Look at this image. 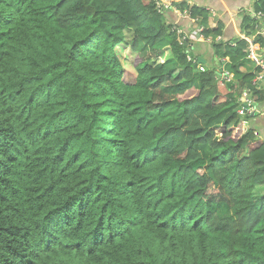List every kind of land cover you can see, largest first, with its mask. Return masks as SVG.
Segmentation results:
<instances>
[{
    "label": "trees",
    "instance_id": "16d2710c",
    "mask_svg": "<svg viewBox=\"0 0 264 264\" xmlns=\"http://www.w3.org/2000/svg\"><path fill=\"white\" fill-rule=\"evenodd\" d=\"M181 25L156 0H0V264H264V116L239 112L241 89L264 111L261 67L196 70ZM246 38L208 45L238 73Z\"/></svg>",
    "mask_w": 264,
    "mask_h": 264
},
{
    "label": "built area",
    "instance_id": "2783aa9c",
    "mask_svg": "<svg viewBox=\"0 0 264 264\" xmlns=\"http://www.w3.org/2000/svg\"><path fill=\"white\" fill-rule=\"evenodd\" d=\"M181 1H184V0H156V3L162 12L172 11V12H175L176 14H178L180 16H189V15H183V14L187 13L186 10L182 11L178 8L177 3L181 2ZM186 1L190 2L189 0H186ZM254 16L262 17V16H264V14L262 12H258V13H254ZM203 30H204V28L202 27V25H198V26H196V29H194L187 37H189L192 40L204 41V42H209V43L213 42V41H220L222 39V36H220V35L216 36L215 38H212L211 36H205L203 34ZM257 34H261L262 36H264V24H263V27L255 35H257ZM242 37L246 38L243 35H242ZM185 38H186V36L183 37V39H185ZM247 40L249 42L248 59L250 61H253L256 63V68L261 67V71L258 73L255 81H262V80H264V56L259 53L261 50L259 48V44L254 41V36L248 38ZM231 45L233 47H236L237 44L233 43ZM228 63H230V61L227 58H223L222 59V69H220L218 72L222 82H226L227 84L231 83L235 79L234 75L231 73L229 68L225 67ZM200 69L205 70V67L200 66ZM249 95L250 94H248L247 91H243L241 99L244 102V104H247L250 107L249 112H253L255 107H254V103L251 100V97ZM244 104L239 109V112L241 114H245ZM245 124H246V122H245Z\"/></svg>",
    "mask_w": 264,
    "mask_h": 264
},
{
    "label": "crops",
    "instance_id": "0c3cea01",
    "mask_svg": "<svg viewBox=\"0 0 264 264\" xmlns=\"http://www.w3.org/2000/svg\"><path fill=\"white\" fill-rule=\"evenodd\" d=\"M193 4L203 6L211 12L210 25L216 27L219 23L223 25V35L226 38H236L241 36V28L238 20L241 21L240 10L244 9L249 0H189ZM246 7L245 9H248ZM171 22L175 24H182L181 27L185 28V24H189V28H194V23L188 16L176 15L175 12H168ZM169 20V19H168ZM192 25V26H191ZM204 51L209 55V58H214L209 48L204 47Z\"/></svg>",
    "mask_w": 264,
    "mask_h": 264
},
{
    "label": "rangeland",
    "instance_id": "374dc122",
    "mask_svg": "<svg viewBox=\"0 0 264 264\" xmlns=\"http://www.w3.org/2000/svg\"><path fill=\"white\" fill-rule=\"evenodd\" d=\"M255 2L256 0H249V2L245 5L244 9L246 7L249 6V9H250V13L252 12V10L254 9V5H255ZM211 12H210V17L208 16V18L206 19V22L207 23H210V19H211ZM249 19H252L253 21V18L252 17H249ZM252 29V28H251ZM182 34H179L178 33V37H181ZM128 40L130 41V38H131V34H128ZM235 39V38H234ZM170 40H172V38L170 37L169 38V42L167 44H170ZM233 43H236L235 41H233ZM232 43V44H233ZM204 46H206L207 48H209V45L208 44H204ZM124 52H123V58H125V69H126V80L127 81H135V77H134V74H135V67H134V55L131 56V49L130 48H124ZM123 51V50H122ZM164 58H160L159 57V60L160 62H164L167 58H166V55L163 56ZM204 58H206L208 60V62L206 63V65L210 68L212 65H213V62L212 60L209 58V55L204 53ZM223 59V58H222ZM221 59V60H222ZM226 68H229V70L231 71V73L234 75L235 78H238L241 76L242 73L246 72V73H250L252 72L253 70H255L256 68V63L253 62V61H242L241 64H240V67H239V72H234V68L233 66L231 65V63H228L226 66ZM219 82H222L221 78H219ZM243 90H239V93L242 92ZM250 123L252 124L253 123V120L250 121Z\"/></svg>",
    "mask_w": 264,
    "mask_h": 264
},
{
    "label": "clouds",
    "instance_id": "9594fccd",
    "mask_svg": "<svg viewBox=\"0 0 264 264\" xmlns=\"http://www.w3.org/2000/svg\"><path fill=\"white\" fill-rule=\"evenodd\" d=\"M258 0H256V2H257ZM255 2V3H256ZM189 3H191V1L189 2ZM207 9V8H206ZM208 11H210L209 9H207ZM250 11V9L248 8V9H241L240 10V13H241V21H242V18H243V15L245 14V13H247V14H250L251 16H253L254 18H256L261 24H260V26H262L263 24H264V16H262V17H256V16H254V13H258V12H256L254 9L252 10V12L250 13L249 12ZM170 12V11H169ZM210 12H212V11H210ZM264 14V13H263ZM240 20H238V22H239V24H240V22H241ZM198 25H201V23H198V24H196V25H194V28H191L190 30H186L185 31V29H183V27H179L178 26V33L179 34H182V36H181V38H180V40H185V41H190V43L192 42L193 43V45H194V42H203V43H205V44H211V43H213V42H204V41H196V40H192V39H190L189 37H187L194 29H196V26H198ZM260 30V29H259ZM259 30H257V32L259 31ZM180 31V32H179ZM241 34L243 35V36H245L246 37V35L241 31ZM242 35L241 36H237V37H240V38H243L242 37ZM184 36H186V38L185 39H183V37ZM220 36H222V39L220 40V41H223V35L221 34ZM254 36V35H253ZM252 37V36H251ZM220 41H215V42H220ZM191 46V45H190ZM193 46H191V48H192ZM193 52V51H192ZM200 56H202V55H200ZM191 57V56H190ZM193 57H195V56H193ZM202 57H204V56H202ZM196 58V57H195ZM226 58V57H225ZM206 59V58H205ZM214 59H215V61H216V64H219V62H221V64L220 65H218V67H217V72H219V70L220 69H222V60H218L216 57H214ZM207 60V59H206ZM196 62H198V57L196 58V61H195V63ZM207 62H208V60H207ZM206 64H203V63H199V69H200V66H203V67H205V69H206V66H205ZM201 70V69H200ZM202 71H204V70H202ZM257 77V76H256ZM238 78H235L233 81H236ZM232 81V82H233ZM231 82V83H232ZM260 82H262V81H260ZM244 91V90H243ZM242 91V92H243ZM241 92V93H242ZM241 98H242V94H241ZM246 105L247 104H244V106H245V108H246ZM254 107H255V109L253 110V112H249L250 110V107L249 108H246V111H245V114H247L248 116L247 117H245V118H249L248 119V121L246 122L245 120V122H246V126H248L249 125V123H250V121H251V119H252V117H251V114H255V112L256 111H259L263 116H264V111L262 112L261 110H259L257 107H256V104H254ZM259 113V114H260ZM245 114H243V115H245Z\"/></svg>",
    "mask_w": 264,
    "mask_h": 264
},
{
    "label": "water",
    "instance_id": "95a60500",
    "mask_svg": "<svg viewBox=\"0 0 264 264\" xmlns=\"http://www.w3.org/2000/svg\"><path fill=\"white\" fill-rule=\"evenodd\" d=\"M263 27V25L262 26H260V29ZM257 33V31L254 33V35ZM190 45L191 46H193V43L191 42L190 43ZM190 54V56L191 57H193V56H195V54H194V52H190L189 53ZM199 63H203V64H206L207 63V60L204 58V57H202V56H198V62H196L195 64H194V67H195V69L196 70H198L199 69ZM243 78H244V75H241L240 76V85H243L244 84V82H243ZM259 83H261V82H259ZM236 83H228V86H231V85H235ZM250 88H253V85H251V84H249L248 85ZM246 108H249V106L248 105H246ZM260 112L259 111H256L255 112V114H259ZM253 116V114H251V117ZM248 119L249 118H245V121L247 122L248 121Z\"/></svg>",
    "mask_w": 264,
    "mask_h": 264
},
{
    "label": "flooded vegetation",
    "instance_id": "af4514ba",
    "mask_svg": "<svg viewBox=\"0 0 264 264\" xmlns=\"http://www.w3.org/2000/svg\"><path fill=\"white\" fill-rule=\"evenodd\" d=\"M255 80H256V79H255ZM254 82H255V83H257V82L259 83L260 81H254ZM244 91H246V90H244ZM247 92H248V91H247ZM248 94H249V92H248Z\"/></svg>",
    "mask_w": 264,
    "mask_h": 264
}]
</instances>
